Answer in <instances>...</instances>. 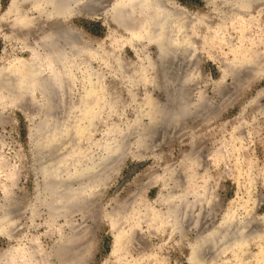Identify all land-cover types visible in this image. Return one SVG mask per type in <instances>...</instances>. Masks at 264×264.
I'll return each mask as SVG.
<instances>
[{
  "label": "rangeland",
  "instance_id": "374dc122",
  "mask_svg": "<svg viewBox=\"0 0 264 264\" xmlns=\"http://www.w3.org/2000/svg\"><path fill=\"white\" fill-rule=\"evenodd\" d=\"M138 1L58 0L54 8L45 0H0V264H201L193 246L206 232L244 226L255 232L244 230L250 233L238 255L226 251L212 264H264V0L246 7L239 0H156L154 10L173 13L170 42L185 20L194 46L186 56L177 42L169 43L177 53H165V44L144 34L149 18ZM48 61L71 73L64 93ZM25 63L52 86L18 82ZM183 72L194 76L184 85ZM53 94L59 106L50 104ZM153 99L184 116L157 115L156 133L148 132ZM82 104L91 105V116ZM48 112L54 124L66 118V139L83 132L75 139L78 166L104 157L121 133L124 147L102 171L51 178L43 159ZM56 179L85 187L81 200L52 206Z\"/></svg>",
  "mask_w": 264,
  "mask_h": 264
},
{
  "label": "bare ground",
  "instance_id": "6f19581e",
  "mask_svg": "<svg viewBox=\"0 0 264 264\" xmlns=\"http://www.w3.org/2000/svg\"><path fill=\"white\" fill-rule=\"evenodd\" d=\"M45 1H47L48 3H50V4H52L53 5V7L55 8V6H56V3L58 4L59 2H57L58 0H45ZM73 4H76V3H78V1L79 0H70ZM124 1H126L130 6H134L135 5V0H124ZM237 1V0H236ZM82 2V1H81ZM139 2V6H141L144 10H145V12H146V15H147V18H149V20L147 19V21L145 22V27L147 28L146 29V31H145V35L147 36V37H150L151 39H156L159 43H161V45H163V44H165V46H163V49H164V52H165V49L168 51V50H170V51H172V46H170L169 45V43H171V42H174V41H171L170 42V36H171V34H170V32H173V31H170V30H168L167 29V27H169L170 26V28H171V25H169V22L171 21V18H172V16H171V11L169 10V11H166L165 9H163V7H161L162 9H159L158 11H156V10H154V8H155V5H156V3H157V1L156 0H140V1H138ZM156 2V3H155ZM158 2H160V0L158 1ZM249 2H250V0H239V3H240V6H245V5H249ZM64 3V2H63ZM67 3H69L68 1H67ZM83 3H85V2H83ZM90 3V2H89ZM92 3V2H91ZM93 3H94V1H93ZM77 5H79V4H77ZM236 5V4H235ZM62 6V5H61ZM129 6V7H130ZM57 7V6H56ZM66 7V6H65ZM68 7H70V6H68ZM76 7V6H75ZM246 7V6H245ZM171 9H173V6L171 5ZM131 12V11H130ZM57 13L58 14H62V11L60 10V11H57ZM173 14V13H172ZM53 15V14H52ZM159 15V16H158ZM151 17V18H150ZM158 21H156V20ZM177 20V19H176ZM155 22V25H156V22H157V25L155 26L154 25V22ZM172 21H174V18H173V20ZM177 21H179V20H177ZM182 21V20H181ZM181 21L180 22H177V23H175V24H177V29H176V27H174L177 31H178V33L180 32L181 34V36L176 40V38H175V40H176V42H174V43H176L175 44V46H178V47H181L182 49H181V54L182 53H184V54H182V55H185V53L186 54H188L189 53V51H190V53H192V51H194V46H193V48H192V45H191V43H193V41L191 42L190 41V43H189V37H188V34H186V31L184 30V26L183 27H181L182 26V24H181ZM187 21V20H186ZM182 22H185V20L184 21H182ZM185 24V23H184ZM169 25V26H168ZM172 26H174V25H172ZM173 28V29H174ZM172 29V30H173ZM145 30V29H144ZM153 30H156V31H154L153 32ZM174 32H176L175 30H174ZM188 32V31H187ZM53 33V32H52ZM189 33V32H188ZM175 33H173V35H174ZM176 34H177V32H176ZM63 35H65V34H63ZM177 35H179V34H177ZM176 35V36H177ZM53 36V35H52ZM175 36V35H174ZM55 37V36H54ZM61 37V36H60ZM73 37V36H72ZM53 38V37H52ZM68 38H70L69 36H68ZM174 38V37H173ZM189 38V39H188ZM57 39V38H56ZM63 39V38H62ZM62 39H59V40H62ZM65 40L64 41H66V40H68L67 38H64ZM172 39V38H171ZM173 40V39H172ZM49 41H50V38H49ZM52 41H53V39H52ZM70 41V40H69ZM68 41V42H69ZM74 41V40H73ZM61 42V41H60ZM165 42V43H164ZM163 43V44H162ZM67 44V43H66ZM190 44V45H189ZM61 46H62V44H60ZM171 45H173L172 43H171ZM51 46V52H52V54L53 55H56V54H54V52L55 51H57L56 49H54L53 47H52V45H50ZM55 47H56V45H55ZM47 48H49V47H47ZM196 48V47H195ZM176 49V48H175ZM50 50V49H49ZM59 51V50H58ZM173 51H174V48H173ZM173 51H172V53H173ZM176 51V50H175ZM174 51V52H175ZM47 52V51H46ZM163 52V53H164ZM188 52V53H187ZM48 53V52H47ZM166 53V52H165ZM176 53H177V51H176ZM165 56V55H164ZM170 56H171V53H170ZM181 56V55H180ZM186 56V55H185ZM191 56V55H190ZM62 57V56H61ZM188 58V57H187ZM25 60V59H24ZM185 60V59H184ZM187 60V59H186ZM185 60V61H186ZM61 61V60H60ZM170 61V60H169ZM57 62H59V61H57ZM19 67L21 68V67H23V66H25L24 64H23V62H22V60H19ZM26 64V63H25ZM61 64V63H60ZM28 65V66H27ZM32 63L31 64H26V66L27 67H29V69H28V73L26 74V75H21V76H18L17 78L19 79V80H21V81H18V82H21V84L22 83H24V84H28V83H31V84H44V83H48V85H50V86H52L51 84H53V83H55L56 84V86H57V88H58V90H59V92H60V94L63 92L64 93V89H66V88H64V85L68 88L69 86H70V84L72 83L71 82V80H72V76H71V73L70 72H68V70H65V69H63V67L62 66H60V67H57L56 69H54L55 67H54V64H52V61H48V68L50 69H52L53 71H51V74H52V76H51V79H52V82L53 83H51V81L50 80H47V78L45 79V77H46V75L44 76V73L43 72H41L40 70H38V69H36L35 67H32ZM40 65V64H39ZM56 66V65H55ZM172 66H173V64H172ZM185 66V65H184ZM175 67V66H174ZM174 67H172V68H174ZM188 67V66H187ZM190 67V66H189ZM176 68V67H175ZM174 68V69H175ZM45 69V68H44ZM50 69V70H51ZM191 69H193V68H191ZM177 71V73H178V69H176ZM194 70V69H193ZM192 70V72L194 73V71ZM250 70V69H249ZM173 71V70H172ZM175 71V70H174ZM181 71H182V69H181ZM188 70H186V72H187ZM190 71V70H189ZM7 72V71H6ZM176 72H174V73H176ZM191 72V71H190ZM185 73L184 74V72H183V79H181V80H183L182 82H183V85H184V83L186 84L189 80H190V78H192V77H194L193 76V73L191 74V73ZM242 72V71H241ZM2 73H5V69L2 67V69L0 70V74H2ZM46 73V72H45ZM237 73V72H236ZM13 74V73H12ZM173 74V73H172ZM195 74H197V73H195ZM194 74V75H195ZM175 75V74H174ZM179 75V74H178ZM8 76V75H7ZM14 76V75H13ZM173 76V75H172ZM171 75H168V77L166 76L165 77V80L166 81H168L169 80V82H170V80L173 78ZM20 77V78H19ZM176 77V76H175ZM177 77H179V76H177ZM176 77V78H177ZM15 78V77H14ZM93 78V77H92ZM171 78V79H170ZM175 78V79H176ZM196 78V77H195ZM174 79V78H173ZM174 79V80H175ZM50 81V83L51 84H49V82H47V81ZM96 80V79H95ZM95 80H93V81H95ZM174 80H172V81H174ZM192 80H194V79H192ZM16 81V80H15ZM152 81V80H151ZM156 81V80H155ZM171 81V82H172ZM176 82L178 81V80H175ZM43 82V83H42ZM96 82V81H95ZM169 82H167L168 84H169ZM170 82V83H171ZM179 82V81H178ZM189 82H191V80L189 81ZM16 83V82H15ZM14 83V86L13 85H11L12 86V89H11V86H10V88L9 89H11L12 91L15 89H17V86H18V84L16 83L15 84ZM157 83V82H156ZM9 84H11V83H9ZM20 84V83H19ZM167 84V85H168ZM172 84V83H171ZM178 84V83H177ZM180 84V85H179ZM178 85L179 86H181L182 87V85H181V83H179ZM3 85V84H2ZM47 85V84H46ZM46 85H45V87H46ZM187 85H189V83L187 84ZM8 86V85H7ZM21 87L20 88H22V85H20ZM28 86V85H27ZM179 86H177V87H179ZM19 87V86H18ZM24 87V86H23ZM26 87V86H25ZM49 87V86H48ZM54 87V86H53ZM176 87V88H177ZM185 87V92L187 91V88H188V86H183L182 88H184ZM7 88V87H6ZM30 88H32V87H30ZM175 88V89H176ZM4 89V88H3ZM62 89H63V91H62ZM71 89V88H70ZM20 90V89H19ZM31 90V89H30ZM178 92H179V89H176ZM8 91V90H7ZM16 91H18V90H16ZM26 91V90H25ZM25 91H24V93H25ZM44 91H45V89H44ZM176 91V92H177ZM180 91H182V90H180ZM4 92H6V91H4ZM3 92V93H4ZM50 92H51V90H50ZM56 92V91H55ZM185 92H184V94H185ZM30 93V92H29ZM171 93V96L173 95V92H170ZM181 93H183V91L181 92ZM26 94H28V93H26ZM25 94V95H26ZM46 94V93H45ZM56 94V93H55ZM55 94H53L52 95V97L50 98V104H54V106L57 104H59V101H57L58 103H55L56 102V99H54V95ZM29 95V94H28ZM27 95V96H28ZM64 95V94H63ZM62 95V96H63ZM54 96V97H53ZM202 96V95H201ZM20 96H18V98H19ZM23 97V96H22ZM21 98V97H20ZM19 98V99H20ZM56 98V97H55ZM186 98H187V96H186ZM60 99V98H59ZM66 99V98H65ZM24 100V99H23ZM52 100L54 101V103H52ZM149 100H151L152 101V99H149ZM154 100V99H153ZM151 101H150V108L152 109H150L151 111L149 112V115H151V118H150V122H151V124H150V126L148 127V132H149V130L150 131H154L156 128H157V125H158V121H159V117L160 116H162V118L160 119V121L162 120V121H164V119L163 118H167V116H165V115H167L168 113H170V115H168V116H172L173 115V113L175 112H173V113H171L172 112V110H170L169 109V107H170V105H168V106H166V105H164V103L163 104H158V103H156V104H158L157 106H154V105H156V104H154V105H152L153 103H155V102H157V101H155L154 100V102H152L151 103ZM185 101V103H186V100H184ZM27 102V101H26ZM62 102V101H61ZM188 103V102H187ZM62 104V103H61ZM86 104V103H85ZM85 104H82L83 106H80V109L82 110V111H84L85 113H88V114H86V115H88V116H91V105L89 106V105H85ZM171 104V103H170ZM56 105V106H57ZM79 105V104H78ZM180 105H184V104H180ZM189 105V104H188ZM53 106V107H54ZM59 106V105H58ZM62 106V105H61ZM166 106V107H165ZM181 106V107H182ZM44 107V106H43ZM52 107V108H53ZM79 107V106H78ZM186 107H188V106H186ZM171 108V107H170ZM62 109V108H61ZM184 109V108H183ZM186 109V108H185ZM179 110V109H178ZM52 111V110H51ZM181 111H182V109H181ZM65 112H67L68 113V111H64L63 113H65ZM83 112V113H84ZM178 112V111H177ZM177 112H175V115H176V113ZM183 112V111H182ZM182 112H180V113H178L177 115L179 116V114H183V116H184V112L182 113ZM93 113V112H92ZM95 113V112H94ZM154 113V114H153ZM187 113V112H186ZM172 114V115H171ZM36 115V114H35ZM60 115V114H59ZM63 115V114H62ZM157 115H158V118H156L157 117ZM175 115H173V116H175ZM176 115V116H177ZM39 116V115H38ZM54 116H56V115H54L53 113H51V112H48V116H47V119H46V121H45V124H44V131L45 130H49V132H50V135L51 136H49V138H50V141H48V140H45V144L46 145H43V147L45 146V147H47L46 149L50 152H48V153H46V154H44L43 155V159H45L46 161H44L45 162V172L46 173H48L50 176H51V178H63V177H67V179H69V177L70 176H72V179H73V176H74V180L77 178V177H80L81 175H83V174H85V173H88V172H94L95 170H97L98 168L99 169H101L102 167H104V165H105V167H107L106 165H107V163H108V161H110L113 157H115V155L119 152V150L120 149H122L123 147H124V145L122 144V140H120L121 138H123V136H125V134H122L121 133V135L119 136V141H118V137H117V140H115L114 142H113V144H110V145H108L107 147H106V151H105V155H104V157H102L101 159H99V160H97V161H95V162H92L91 164H89V165H85V166H81V165H79L78 166V163H77V161L79 160L78 159V156H77V158H75V157H73V155L75 154V150H74V148H75V146H77L76 145V140L78 139V137H80L81 135H82V133L83 132H81V130L79 129L75 134L76 135H74V137H76V138H74V139H72V137L71 138H69V139H66L67 137H69L70 135V131H68L69 130V127L70 126H67V122H66V118H64V120L62 121V122H59L58 123V121H57V123H52V118L54 119L55 117ZM163 116H165V117H163ZM177 116V117H178ZM86 117V116H85ZM180 117V116H179ZM178 117V118H179ZM87 118V117H86ZM170 118V117H169ZM168 118V119H169ZM173 118V117H172ZM172 118H170V119H172ZM178 118H175V119H177L178 120ZM61 119H62V117H61ZM158 119V120H157ZM173 120V119H172ZM180 120V119H179ZM159 121V122H160ZM174 121V120H173ZM51 122V123H50ZM173 123V122H172ZM161 124V123H160ZM166 124V123H165ZM164 123H163V127H164V125H165ZM178 124V123H177ZM42 125V124H41ZM140 125V124H139ZM40 126V125H39ZM38 126V127H39ZM135 126V125H134ZM169 126H171V128H173L172 126L173 125H169ZM175 126V125H174ZM178 126V125H177ZM176 126V127H177ZM72 128V127H71ZM130 128V127H129ZM170 128V129H171ZM136 129H137V125H136ZM135 129V130H136ZM39 130H40V128H39ZM71 130H73V129H71ZM41 131V130H40ZM75 131V130H74ZM147 131V130H146ZM160 131H162V130H160ZM159 131V132H160ZM168 130H166V132H167ZM155 133H156V131H154ZM158 132V131H157ZM163 132V131H162ZM164 132H165V130H164ZM46 133H48L47 131H46ZM153 133V132H152ZM74 134V133H73ZM149 134V133H148ZM163 134V133H162ZM42 135H44L43 133H42ZM69 135V136H68ZM117 135V134H116ZM153 136H154V134H152ZM45 137H46V135H44ZM127 137V136H126ZM147 137V136H146ZM145 137V138H146ZM148 137H149V135H148ZM51 138H53V139H51ZM142 138V137H141ZM72 139V140H71ZM76 139V140H75ZM66 140H69V141H66ZM150 140V139H149ZM151 140H152V138H151ZM143 141V140H142ZM148 141V140H147ZM149 142H151V141H149ZM66 143V144H65ZM108 143H110L109 141H108ZM144 143V142H143ZM68 144H70V146H69V148L71 147L72 149H67V147H66V145H68ZM145 144V143H144ZM149 144V143H148ZM55 145V146H54ZM64 146H65V148H64ZM44 147V148H45ZM49 147V148H48ZM78 147V146H77ZM45 149V150H46ZM51 151H56L55 152V154H57V155H59L58 156V159L56 158H53V155H51ZM78 151V150H77ZM123 151V150H122ZM59 154H58V153ZM76 155V154H75ZM74 155V156H75ZM71 157H73V159H72V161H71ZM51 158V159H50ZM117 159V158H116ZM74 160V161H73ZM115 159L113 158V160H111V161H114ZM69 161H71V162H69ZM73 164L74 166H73V169H69V164ZM110 163H112V162H110ZM41 165V164H40ZM76 166V167H75ZM109 169H110V167H108ZM103 169V168H102ZM102 169H101V171H102ZM104 172H106L105 170H104ZM63 173H65L64 175H63ZM103 173V172H102ZM105 174V173H104ZM92 175H94V174H92ZM98 175V174H97ZM102 175V174H101ZM85 176V175H84ZM76 177V178H75ZM86 177V176H85ZM96 177V176H95ZM58 178V179H59ZM71 178V177H70ZM99 178H100V176H99ZM65 178H63L62 180H64ZM67 179H65V180H67ZM72 179H71V181H72ZM79 179V178H78ZM77 179V180H78ZM90 179V178H89ZM62 180H60L61 182H62ZM58 180L56 179V181L55 182H51L52 183V185H51V189H50V195H52L55 199H54V201L52 200V204H54V202H56V203H59V205L60 206H62L63 208L66 206V205H68V204H73L72 202H76V201H80L81 199H79V197H80V190L83 188H85V187H82L81 189H74V190H72L71 188H75V187H73V185L72 186H70V184H72L71 182H60V181H58ZM79 182V181H78ZM82 182V181H81ZM50 183V184H51ZM94 183H95V181H94ZM90 185V184H89ZM88 185V186H89ZM96 185V184H95ZM94 185V186H95ZM83 186V185H82ZM48 187V186H47ZM92 186L90 185V188H91ZM49 188V187H48ZM47 188V189H48ZM44 189H45V187H44ZM82 189V190H83ZM49 190V189H48ZM92 190V189H91ZM84 191H85V189H84ZM86 191H88V190H86ZM47 192V191H46ZM82 193V192H81ZM87 193V192H86ZM84 194V193H83ZM47 195V194H46ZM48 199V198H47ZM53 199V198H52ZM78 201V202H79ZM84 200H82L81 202H83ZM77 203V202H76ZM51 204V203H50ZM190 204V203H189ZM56 205L57 204H54V205H52V206H55L56 207ZM186 205L188 206V204L186 203ZM193 205V204H192ZM186 206V207H187ZM189 206H191V205H189ZM51 207V206H50ZM194 207H195V205H194ZM194 207H188L187 209H191V208H194ZM202 208V207H201ZM199 210V209H198ZM175 211H177V210H175L174 209V211L173 212H175ZM179 211V210H178ZM200 212H201V210H199ZM198 211V212H199ZM171 212V211H170ZM185 212V211H184ZM198 212H197V214H198ZM178 213V212H177ZM174 215H172V216H176L175 215V213H173ZM200 214V213H199ZM198 214V215H199ZM202 214V213H201ZM178 216V215H177ZM180 216V215H179ZM198 217V216H197ZM177 218V217H176ZM224 219V218H223ZM1 220V219H0ZM174 221V220H173ZM231 221V220H230ZM1 222H2V220H1ZM2 223H4V222H2ZM7 223V222H6ZM231 223V222H230ZM177 224H179V225H182V224H180L179 222L178 223H176V225ZM225 224H227V223H225ZM232 225L234 224V223H231ZM1 225V224H0ZM3 225V224H2ZM178 225V226H179ZM184 225H185V223H184ZM247 225H249V224H247ZM217 226V225H216ZM222 226H224V225H222ZM229 226V225H228ZM228 226H226V228L228 227ZM236 226V225H235ZM181 227V226H180ZM214 227V226H213ZM230 227H232V226H230ZM243 227V226H242ZM247 227V226H246ZM245 226H244V228L245 229H249V227L248 228H246ZM211 228V227H210ZM238 228V227H237ZM250 228H252L251 226H250ZM253 228H254V226H253ZM177 229H179V227H177ZM234 229V231L236 230L235 228H233ZM245 229H242L243 231H241V228H240V231L238 232V231H236V232H232V233H225V231L224 230H220V231H210V232H206V236H204V238H201L198 242H197V244H193L194 246H193V260H198L199 261V263L201 262V264H212V260L213 261H215L217 258H218V256L219 255H221V254H223L224 252H228V251H230L231 253H232V255H234L235 257L238 255L236 252V246H238V245H241L242 244V240H244L243 238H244V236H246L247 234H249L250 233V231H251V229H249L250 231H246V232H248V233H243L244 232V230ZM254 229H256V228H254ZM253 230V229H252ZM182 231V230H181ZM184 231V230H183ZM228 231V230H227ZM218 232V233H217ZM252 232V231H251ZM255 232V230L252 232V234ZM205 233V232H204ZM204 233H203V235H204ZM203 235H202V237H203ZM251 235V234H250ZM249 235V236H250ZM199 238H200V236H199ZM246 239V238H245ZM195 242V241H194ZM225 255V254H224ZM220 257V256H219ZM223 257V256H222ZM28 259V258H27ZM216 262V261H215ZM217 262H218V260H217ZM227 264V263H226Z\"/></svg>",
  "mask_w": 264,
  "mask_h": 264
}]
</instances>
